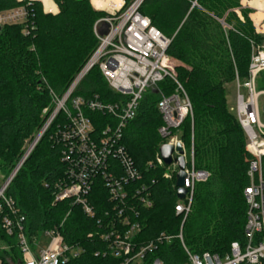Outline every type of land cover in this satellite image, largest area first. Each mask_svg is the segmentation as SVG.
<instances>
[{
  "label": "trees",
  "instance_id": "trees-1",
  "mask_svg": "<svg viewBox=\"0 0 264 264\" xmlns=\"http://www.w3.org/2000/svg\"><path fill=\"white\" fill-rule=\"evenodd\" d=\"M57 14H46L40 2L0 0V13L24 7L28 18L24 25L0 29V172L7 179L25 154V148L43 129L46 108L53 111L55 98H62L76 76L96 51L99 40L95 26L107 17L94 10L92 0H54ZM126 7L135 0H123ZM242 0H144L140 12L172 42L167 54L172 68L185 89L191 106L188 116L175 131L190 150L194 143L195 168L209 173V179L197 184L191 213L183 227L185 246L195 254L224 256L234 241L244 242L247 224L245 190L252 156L246 151V137L236 115L229 111L226 86L249 76L254 49L264 45L250 19L252 11ZM242 17V19L240 18ZM28 26V32L24 30ZM74 97L95 95L105 103H115L121 96L108 86L98 68L93 69ZM159 90L170 95L175 85L169 79ZM161 96L148 91L137 112L123 130L122 144L141 173L130 183L125 215L142 227L139 246L164 234L157 248L141 264L160 260L165 264H185L186 252L178 239L182 217L175 212L177 173L166 179L168 167H149L164 144L159 134L163 126L158 110ZM95 134H101L110 116L89 113ZM66 118L60 114L42 136L30 156L9 185L5 197L14 205L12 212L1 203L0 262H23L18 237L23 233L35 248L47 231L58 229L66 244L83 250L68 264H117L108 252L103 235L109 227H119L122 207L112 201L103 178L94 179L87 196L94 217L85 213L74 199L55 203L56 185L68 180L67 151L55 134ZM55 135V136H54ZM113 169H120L112 159ZM112 169V170H113ZM147 187L152 207L139 204L136 190ZM143 194V193H142ZM134 209L135 219L129 211ZM124 215V216H125ZM5 217L16 222L11 235L3 226ZM124 218V217H123ZM167 237L172 240L167 241ZM6 246L7 249H2ZM99 254L98 256H96Z\"/></svg>",
  "mask_w": 264,
  "mask_h": 264
},
{
  "label": "built area",
  "instance_id": "built-area-1",
  "mask_svg": "<svg viewBox=\"0 0 264 264\" xmlns=\"http://www.w3.org/2000/svg\"><path fill=\"white\" fill-rule=\"evenodd\" d=\"M18 1L40 2L46 14H54L52 10L46 9L44 0ZM49 1L55 4L54 0ZM93 1H91L92 6L108 12V16L97 22L95 26L99 45L76 76L67 93L62 98H55V108L50 119L48 118L37 138L31 141L32 145L27 144L24 156L0 189V212L3 202L15 213L13 202L5 197V193L42 136L58 116L63 114L66 121L54 136L58 144L64 143L67 148L64 161L68 164V180L56 185L55 203L69 198L74 199L75 204L83 205L87 215L94 217L93 210L88 206L87 196L92 189L94 179L100 175L112 201L122 207L119 213L121 224L116 228L109 227L108 234L102 237L108 243V252L112 258L118 260L117 264H141L145 256L157 248L156 243L161 242L165 235L162 234L148 244L138 247L142 227L129 215H125L124 210L126 205H133L128 200L130 191L126 188L130 183L140 180L141 173L122 144V139L123 130L137 116L144 95L148 91H155L161 96L157 108L162 116L163 126L159 128V134L164 139V144L172 145L175 152L170 166L165 165L160 153L148 166L168 167L164 177L171 179L173 172L180 171L178 158L181 155L177 151V146L181 145L186 163L184 188L187 190V195L184 200L178 199L175 212L182 217L178 239L187 255L185 264H264V121L259 102L264 96V88L259 89L258 86L264 79V45L253 51L247 80L242 81L236 73L234 81L235 115L246 137V151L253 158L248 172L250 185L245 190L247 205L245 240L234 241L230 251L224 256L210 253L195 254L184 244L183 227L192 210L196 186L206 182L209 173L195 168L193 139L188 150L175 132L188 116L192 117V106L185 89L175 76L172 58L167 54L172 40L153 26L148 17L141 14L140 8L144 0H135L128 7L123 0H120L122 3L119 6L110 4L108 9L96 7ZM258 11L264 15V0ZM27 18L28 13L24 7L1 12L0 29L9 25H24ZM259 21L254 27L258 35L264 36V19ZM106 24L109 25L108 33L101 36L99 29L104 28ZM26 29L28 26L24 30L25 33L28 32ZM95 68L99 69L109 88L122 97L121 100L105 103L97 95L90 98L74 97L82 82ZM167 79L175 85V90L170 95H165L159 90V85ZM87 112L110 116L112 121L104 123L105 129L101 134L96 135L94 121ZM43 113L47 114V110ZM112 159L118 161L120 169H113ZM146 191V186L137 189L136 201L145 208H150L152 203ZM129 211L131 217L138 218L133 208ZM24 220V217H20L15 222L10 217H5L3 226L11 235L15 224L22 231L21 224ZM44 236L49 239L48 246L35 252L25 235L23 233L19 235V245L23 254L22 264H68L80 257L83 252L80 248L66 244L56 228L45 232ZM166 239L172 240L170 237ZM39 244L40 242L37 243L35 250ZM153 264L165 263L157 259Z\"/></svg>",
  "mask_w": 264,
  "mask_h": 264
},
{
  "label": "rangeland",
  "instance_id": "rangeland-1",
  "mask_svg": "<svg viewBox=\"0 0 264 264\" xmlns=\"http://www.w3.org/2000/svg\"><path fill=\"white\" fill-rule=\"evenodd\" d=\"M244 0H242L241 1V3L243 2ZM253 2H257L255 5H251ZM262 2H263V0H249V3H248V6L249 7H251V8H253L254 9V11H253V9H250L251 11H252V13H258L259 11H258V9H260V7L262 6ZM92 4V3H91ZM93 8H94V10H96V11H98V12H103V13H105L107 16H108V12H104V11H101V10H98L97 8H95L94 6H93ZM258 16H259V18L261 19V20H263L264 19V15H262L260 12L258 13ZM89 81L87 82V83H83V84H81V86L83 85V88L84 87H86V86H88L89 85ZM259 89H262V88H264V79L262 80V81H260L259 82ZM226 91H227V101H228V106H229V111L232 113V114H236V104H235V98H236V88H235V84H234V82L233 83H231V84H229V85H227L226 86ZM260 107H261V110H262V117H263V121H264V96H262L261 98H260ZM45 110H47V114H44L46 117H47V121H48V118L50 119V117H51V114L53 113V111H50V109L49 108H46ZM44 112V111H43ZM37 138V136L33 139V140H35ZM32 140V141H33ZM29 145L31 146L32 145V142L30 143L29 142ZM29 146V147H30ZM28 147V148H29ZM28 151V150H27ZM19 163V162H18ZM17 163V164H18ZM17 166V165H16ZM14 171V170H13ZM11 176V175H10ZM9 176V177H10ZM8 177V178H9ZM8 178L7 179H5V177H4V175L3 174H1V172H0V189L5 185V183H6V181L8 180ZM40 242V241H39ZM48 244H49V239H48V237H46V236H42L41 237V242H40V245H39V247H41V248H46L47 246H48ZM2 249L4 250V249H7V247L6 246H3L2 247ZM33 250L36 252V250H35V248H33Z\"/></svg>",
  "mask_w": 264,
  "mask_h": 264
},
{
  "label": "water",
  "instance_id": "water-1",
  "mask_svg": "<svg viewBox=\"0 0 264 264\" xmlns=\"http://www.w3.org/2000/svg\"><path fill=\"white\" fill-rule=\"evenodd\" d=\"M108 28L109 25L106 24L104 28L99 29V34L101 36H104L108 33ZM177 151L180 153V157L178 158V163H179V168L180 171L177 173V181H176V187L178 188L177 190V198L179 200H184L186 195H187V190L184 188V182L186 179V174H185V168H186V163H185V157H184V151L181 147V145L177 146ZM175 152V148L172 145L169 144H163L160 149L159 153L164 161L166 166H170L173 163V154ZM18 264H22L19 262Z\"/></svg>",
  "mask_w": 264,
  "mask_h": 264
},
{
  "label": "bare ground",
  "instance_id": "bare-ground-1",
  "mask_svg": "<svg viewBox=\"0 0 264 264\" xmlns=\"http://www.w3.org/2000/svg\"><path fill=\"white\" fill-rule=\"evenodd\" d=\"M46 4V9L47 10H52L53 12L56 11V6L49 0H44ZM94 5L100 9H108V6L112 4V6H119L122 2L120 0H94L93 1ZM142 7V6H141Z\"/></svg>",
  "mask_w": 264,
  "mask_h": 264
},
{
  "label": "crops",
  "instance_id": "crops-1",
  "mask_svg": "<svg viewBox=\"0 0 264 264\" xmlns=\"http://www.w3.org/2000/svg\"><path fill=\"white\" fill-rule=\"evenodd\" d=\"M248 3H249V0H244L242 3H241V5H242V7L243 8H248V9H253V8H251V7H249L248 6ZM257 2H253L251 5H255ZM54 6H56L55 8H56V11L55 12H53L54 14H57V13H59V8H58V6L57 5H55L54 4ZM253 11H254V9H253ZM240 18L242 19V17L240 16ZM250 19H251V21L253 22V24L255 25V24H258L260 21V18H259V16H258V13L256 12H254V13H251L250 14ZM40 242H41V240H40ZM40 245V244H39ZM39 245L37 246V248H36V251H39V250H41V249H43V248H41V247H39ZM0 264H1V262H0Z\"/></svg>",
  "mask_w": 264,
  "mask_h": 264
}]
</instances>
